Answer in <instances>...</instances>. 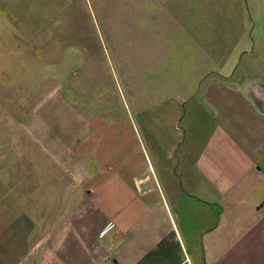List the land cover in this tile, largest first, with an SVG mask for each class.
Listing matches in <instances>:
<instances>
[{
    "label": "crops",
    "instance_id": "crops-1",
    "mask_svg": "<svg viewBox=\"0 0 264 264\" xmlns=\"http://www.w3.org/2000/svg\"><path fill=\"white\" fill-rule=\"evenodd\" d=\"M252 75L203 78L184 128L176 108L143 136L78 137L65 165L11 148L23 157L0 186V264H264V79Z\"/></svg>",
    "mask_w": 264,
    "mask_h": 264
},
{
    "label": "rangeland",
    "instance_id": "rangeland-1",
    "mask_svg": "<svg viewBox=\"0 0 264 264\" xmlns=\"http://www.w3.org/2000/svg\"><path fill=\"white\" fill-rule=\"evenodd\" d=\"M2 2L1 187L23 142L65 165L78 137L143 136L176 108L184 128L206 76L264 79V0Z\"/></svg>",
    "mask_w": 264,
    "mask_h": 264
}]
</instances>
